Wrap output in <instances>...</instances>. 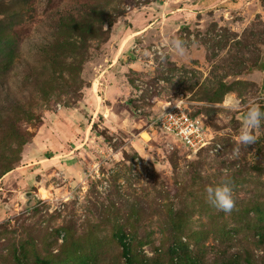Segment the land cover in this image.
<instances>
[{"label": "rangeland", "instance_id": "rangeland-1", "mask_svg": "<svg viewBox=\"0 0 264 264\" xmlns=\"http://www.w3.org/2000/svg\"><path fill=\"white\" fill-rule=\"evenodd\" d=\"M177 36L183 57L164 46ZM180 98L221 154L160 130ZM253 101L264 111V0H0V264H264V122L238 144ZM59 111L84 118L53 149L64 163L27 167ZM225 178L228 214L205 191Z\"/></svg>", "mask_w": 264, "mask_h": 264}, {"label": "clouds", "instance_id": "clouds-1", "mask_svg": "<svg viewBox=\"0 0 264 264\" xmlns=\"http://www.w3.org/2000/svg\"><path fill=\"white\" fill-rule=\"evenodd\" d=\"M166 48H170L178 56L187 55V42L181 37H174L170 41H165ZM148 53H146L147 55ZM163 58V56H162ZM250 106L245 115V123L242 126L238 144L249 146L254 144L257 140L254 135V130L259 128L264 122V111L256 105L255 101L251 102ZM242 102L237 96L226 97L224 101V107L229 111H239L241 109ZM236 155L239 154V147L234 149ZM206 199L207 202L218 211H222L226 214L231 213L236 206L234 198V190L230 179L225 178L219 184L215 186H208L206 188Z\"/></svg>", "mask_w": 264, "mask_h": 264}, {"label": "built area", "instance_id": "built-area-1", "mask_svg": "<svg viewBox=\"0 0 264 264\" xmlns=\"http://www.w3.org/2000/svg\"><path fill=\"white\" fill-rule=\"evenodd\" d=\"M157 124L165 135L172 137L189 154L197 155L208 150L215 156L223 152L222 145L214 141L202 119L190 115L183 98L166 103L158 115Z\"/></svg>", "mask_w": 264, "mask_h": 264}, {"label": "crops", "instance_id": "crops-1", "mask_svg": "<svg viewBox=\"0 0 264 264\" xmlns=\"http://www.w3.org/2000/svg\"><path fill=\"white\" fill-rule=\"evenodd\" d=\"M119 84H120V82H119ZM114 85L116 87L118 85V81ZM118 90H119L118 87H116L115 91H118ZM82 117H83L82 114H80V113L77 114V112H74V111H70V112L59 111L57 121L63 127L64 132L58 131L59 133L54 134L52 131H50V135L43 132L42 138L44 140L41 139L40 135L37 136L34 139L33 144L31 145L32 150H34V152L37 154V156H40V154L43 153V150H47V149L50 150L51 153H49V154L45 153L49 157L42 158L39 161L29 162V164H27V167L28 166L35 167L36 165H39L40 166L39 170H42L46 166H49L50 164L55 165L56 162L62 165V161L64 163L63 157L65 155L60 154V153L58 155V153H56L57 150L54 151L53 149H56L55 147L57 146V144L59 145V147H61V149H65V145L67 144L66 141L67 142L70 141V139L74 138L77 135L78 131H82V128H81L82 124H80L81 123L80 121H82L84 119ZM44 141H46V142L44 143ZM78 144L79 145L76 146L75 151L73 152V155L75 156V158H78L79 156L83 157V154L81 152H79L77 149L84 147L85 141L79 142ZM59 152H61V151H59ZM68 157H70V154ZM66 161H68V164L70 167V172L73 170H74V172H76L80 168L78 161L72 160L71 157L66 158ZM41 163H46V164L41 166L42 165ZM53 163H55V164H53ZM29 173H34V172L32 170H29Z\"/></svg>", "mask_w": 264, "mask_h": 264}, {"label": "trees", "instance_id": "trees-1", "mask_svg": "<svg viewBox=\"0 0 264 264\" xmlns=\"http://www.w3.org/2000/svg\"><path fill=\"white\" fill-rule=\"evenodd\" d=\"M126 263H127V264H130V262H128V259L126 260Z\"/></svg>", "mask_w": 264, "mask_h": 264}]
</instances>
